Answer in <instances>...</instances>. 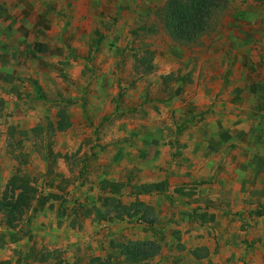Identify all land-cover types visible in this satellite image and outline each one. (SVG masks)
Returning <instances> with one entry per match:
<instances>
[{
  "label": "rangeland",
  "instance_id": "1",
  "mask_svg": "<svg viewBox=\"0 0 264 264\" xmlns=\"http://www.w3.org/2000/svg\"><path fill=\"white\" fill-rule=\"evenodd\" d=\"M166 2L23 0L12 7H18L16 16L19 22L23 16L27 26L19 27L16 40L6 33L0 45V197L20 168L40 200L14 229L0 214V264H126L122 245L147 241L152 232H167L170 226L182 229L187 244H195V258L207 257L209 250L219 253L212 226L164 222L177 214L192 220L184 202L191 208L209 205L195 183H184L176 160L182 138L193 137L196 124L216 102L214 91L224 89L223 82L209 78L219 62L215 48H222L210 45L215 31L190 46L174 42L155 14ZM225 17L226 8L219 10L213 29L221 32ZM146 49L152 51L154 69L145 73L134 55L140 59ZM169 74L172 78L164 81ZM60 108L71 126L52 132L47 126ZM38 125L42 134H30L23 143L26 162L17 160L8 145L10 128ZM49 146L62 156L55 164L46 160ZM103 179L122 184L116 198L130 207L132 217L117 206L116 215L106 220L94 211L90 217L76 213L79 207L103 208L110 196L101 190ZM153 183H162V190L134 195L138 186ZM136 200L146 207L132 205ZM257 214V221L250 216L247 222L216 224L222 229L220 240L223 231L244 233L248 251L239 255V264H264L263 209ZM32 246L58 253L45 263L34 261L25 258Z\"/></svg>",
  "mask_w": 264,
  "mask_h": 264
},
{
  "label": "crops",
  "instance_id": "2",
  "mask_svg": "<svg viewBox=\"0 0 264 264\" xmlns=\"http://www.w3.org/2000/svg\"><path fill=\"white\" fill-rule=\"evenodd\" d=\"M22 2L0 0V45L6 33L16 40L19 27L27 26L23 16L20 22L16 16L18 7L12 8L22 6ZM220 27L221 32L211 28L215 38L210 45L222 47L215 48L219 57L215 61L219 59L217 65L222 68L217 71L216 65L209 78L223 82L224 89L214 91L216 102L212 101L208 114L196 124L193 137L182 138V152L176 160L184 183H195L209 205L191 208L184 202L194 215L192 220L177 214L173 220L166 217L164 222L193 221L204 223L202 227L212 226L221 248L218 254L209 250L207 257L195 258V244L185 242L182 229L170 226L162 232L160 228V232L146 237L160 244L152 264H184V257L191 264H239V255L247 250L242 242L244 233L223 231L225 239L220 240L222 229L217 230L216 224L247 222L250 216L257 221L258 209L264 211V0H230ZM260 220L264 222V215Z\"/></svg>",
  "mask_w": 264,
  "mask_h": 264
},
{
  "label": "trees",
  "instance_id": "3",
  "mask_svg": "<svg viewBox=\"0 0 264 264\" xmlns=\"http://www.w3.org/2000/svg\"><path fill=\"white\" fill-rule=\"evenodd\" d=\"M230 0H167V2L156 11V16L162 26V29L167 35L176 43L184 46H190L199 41V39L208 33L212 28L213 16L222 9L228 7ZM139 54H135L136 61L144 66V72H151L154 69L152 64V51L146 49L143 56L137 59ZM137 69V68H136ZM172 78L171 74L163 77V80ZM71 122L69 116L64 108H60L54 123L50 122L47 126L48 130L52 132H64L69 129ZM44 128L43 126H36L30 130H17L11 127L9 130L8 145L10 153L14 155L17 160L23 159L26 162L28 154L22 152L24 148L23 143L29 139V135L39 137ZM17 134L24 135L25 138H15ZM46 160L50 164H55L57 159L62 157L61 154L55 153L49 146L46 151ZM21 162V163H23ZM101 190L103 194L108 193L110 196L105 199L103 208H78L76 213L80 216L90 217L95 212V217L100 220H106L110 215H116V206L121 208L128 217H132L130 207L122 205L119 197L121 194L122 184L102 180ZM162 183H153L147 185H140L137 187L134 195L148 194L154 190H162ZM40 196L38 189L32 184L31 178L22 173L20 168H16L14 173L9 178L7 186L0 197V214L6 219L8 228L14 229L20 218L30 209L34 203L39 202ZM41 203V202H40ZM42 206L45 202L41 203ZM135 206L146 207L143 203L136 200ZM122 218V216L119 215ZM142 217V216H140ZM142 218H140L141 220ZM149 224H153V220H147ZM122 254L125 256L124 262L126 264H146L149 260L156 257L160 252V245L155 241H138L128 242L121 247ZM58 253L57 250L46 251L42 253L38 251L35 246H32L25 254V258L33 259L34 261L45 263ZM56 258V257H55ZM56 264H77V262L69 263L63 260H58Z\"/></svg>",
  "mask_w": 264,
  "mask_h": 264
}]
</instances>
